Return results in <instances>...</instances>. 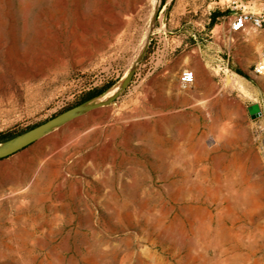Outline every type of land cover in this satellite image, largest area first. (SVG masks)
<instances>
[{
	"label": "rangeland",
	"instance_id": "1",
	"mask_svg": "<svg viewBox=\"0 0 264 264\" xmlns=\"http://www.w3.org/2000/svg\"><path fill=\"white\" fill-rule=\"evenodd\" d=\"M131 1L0 0V135L111 84L0 158V264H264V29L231 33L227 0H135L117 28Z\"/></svg>",
	"mask_w": 264,
	"mask_h": 264
},
{
	"label": "built area",
	"instance_id": "2",
	"mask_svg": "<svg viewBox=\"0 0 264 264\" xmlns=\"http://www.w3.org/2000/svg\"><path fill=\"white\" fill-rule=\"evenodd\" d=\"M227 27L231 33L244 31L247 27L264 29V0H227ZM256 77L264 78V57L258 59L251 68ZM180 83L188 85L193 82V74L189 70L182 71Z\"/></svg>",
	"mask_w": 264,
	"mask_h": 264
},
{
	"label": "water",
	"instance_id": "3",
	"mask_svg": "<svg viewBox=\"0 0 264 264\" xmlns=\"http://www.w3.org/2000/svg\"><path fill=\"white\" fill-rule=\"evenodd\" d=\"M86 103L74 106L66 111L59 113L58 115L50 118L49 120L29 129L28 131L17 135L13 139L1 143L0 145V158L6 157L23 147L29 145L33 141L37 140L39 137L50 131L52 128L57 127L66 121L74 118L79 113L84 110L91 108V106H86ZM247 113L251 119H256L261 116V110L257 104L249 105L247 108Z\"/></svg>",
	"mask_w": 264,
	"mask_h": 264
},
{
	"label": "trees",
	"instance_id": "4",
	"mask_svg": "<svg viewBox=\"0 0 264 264\" xmlns=\"http://www.w3.org/2000/svg\"><path fill=\"white\" fill-rule=\"evenodd\" d=\"M218 14H212L211 17H210V22L213 23L214 22V19L217 17ZM235 72L244 77V74L241 73L239 70H235ZM111 87V84H106L100 88H95V89H92V90H89L88 92H86L85 94H83V96L78 100V102L74 105V106H77V105H81L85 102H88L96 97H98L99 95H101L102 93H104L108 88ZM14 137H16L15 135H7V134H1L0 135V144L1 143H4L6 141H9L11 139H13Z\"/></svg>",
	"mask_w": 264,
	"mask_h": 264
},
{
	"label": "bare ground",
	"instance_id": "5",
	"mask_svg": "<svg viewBox=\"0 0 264 264\" xmlns=\"http://www.w3.org/2000/svg\"><path fill=\"white\" fill-rule=\"evenodd\" d=\"M153 3V2H152ZM134 9H135V0H132L130 3H128L126 6H125V8L124 9H122L121 11H120V13L118 14V20H115V21H117V24H116V26H117V28L118 27H121L123 24H124V22H123V14H128V13H130V12H132V11H134ZM119 12V11H118ZM106 18V17H105ZM114 30V29H113ZM24 74H26V73H24ZM30 74V73H29ZM27 75V74H26ZM226 82L227 83H231V78L230 77H227V79H226ZM28 90H30V91H33L34 89L33 88H31V87H29L28 88ZM118 89L117 88H115V89H112V90H109L106 94H104V95H102V96H100L99 97V102L100 103H105V102H107V100H109V98L110 97H112L113 95H115L116 93H118ZM98 99V98H97Z\"/></svg>",
	"mask_w": 264,
	"mask_h": 264
},
{
	"label": "crops",
	"instance_id": "6",
	"mask_svg": "<svg viewBox=\"0 0 264 264\" xmlns=\"http://www.w3.org/2000/svg\"><path fill=\"white\" fill-rule=\"evenodd\" d=\"M202 47H203V50L198 48L199 55L202 57L203 60H206V58H209V54H211L210 46L204 45ZM186 70H188V69H186ZM189 71H191L193 74V81L194 80L196 82H201V80L205 81L206 77H208V83L210 84V82H211L210 73L207 74L205 66L202 67L201 64H199V63L193 64L191 70H189Z\"/></svg>",
	"mask_w": 264,
	"mask_h": 264
}]
</instances>
